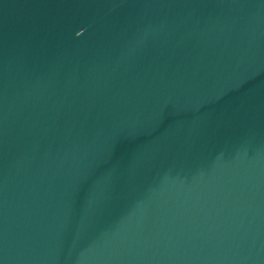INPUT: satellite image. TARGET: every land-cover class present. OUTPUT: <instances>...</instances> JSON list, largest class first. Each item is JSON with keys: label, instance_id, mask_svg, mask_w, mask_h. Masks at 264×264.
I'll return each instance as SVG.
<instances>
[{"label": "water", "instance_id": "obj_1", "mask_svg": "<svg viewBox=\"0 0 264 264\" xmlns=\"http://www.w3.org/2000/svg\"><path fill=\"white\" fill-rule=\"evenodd\" d=\"M0 264H264V0H0Z\"/></svg>", "mask_w": 264, "mask_h": 264}]
</instances>
